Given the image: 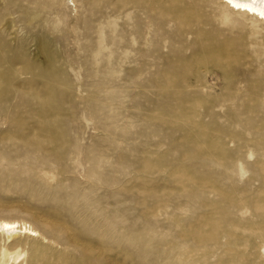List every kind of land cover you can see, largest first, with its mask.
Listing matches in <instances>:
<instances>
[{
    "label": "rangeland",
    "instance_id": "obj_1",
    "mask_svg": "<svg viewBox=\"0 0 264 264\" xmlns=\"http://www.w3.org/2000/svg\"><path fill=\"white\" fill-rule=\"evenodd\" d=\"M0 264H264V25L215 0H0Z\"/></svg>",
    "mask_w": 264,
    "mask_h": 264
},
{
    "label": "bare ground",
    "instance_id": "obj_2",
    "mask_svg": "<svg viewBox=\"0 0 264 264\" xmlns=\"http://www.w3.org/2000/svg\"><path fill=\"white\" fill-rule=\"evenodd\" d=\"M227 10L242 12L248 17L264 25V0H215ZM0 232L27 235L28 237H37V233L17 222H0Z\"/></svg>",
    "mask_w": 264,
    "mask_h": 264
}]
</instances>
